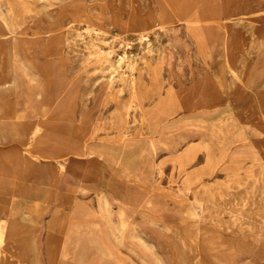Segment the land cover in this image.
I'll return each mask as SVG.
<instances>
[{"label":"rangeland","instance_id":"rangeland-1","mask_svg":"<svg viewBox=\"0 0 264 264\" xmlns=\"http://www.w3.org/2000/svg\"><path fill=\"white\" fill-rule=\"evenodd\" d=\"M263 92L264 0H0V264H264Z\"/></svg>","mask_w":264,"mask_h":264},{"label":"bare ground","instance_id":"bare-ground-1","mask_svg":"<svg viewBox=\"0 0 264 264\" xmlns=\"http://www.w3.org/2000/svg\"><path fill=\"white\" fill-rule=\"evenodd\" d=\"M206 20V19H205ZM204 20V21H205ZM206 22V21H205ZM208 24H210V23H208ZM51 35V34H50ZM9 40V39H8ZM13 41V40H12ZM9 45V44H8ZM10 46V45H9ZM7 49V48H6ZM40 49V48H39ZM15 50V49H14ZM28 50V49H27ZM27 53V52H26ZM42 58H44V57H42ZM36 59V58H35ZM36 61H37V59H36ZM29 62V61H28ZM43 79V78H42ZM68 88V87H67ZM43 92V91H42ZM264 93V92H263ZM260 94V93H259ZM38 95V94H37ZM35 97V96H34ZM262 97V96H261ZM36 98V97H35ZM58 101V100H57ZM43 106V105H42ZM54 107V106H53ZM9 109V108H8ZM7 109V110H8ZM261 110L264 112V107H261ZM50 111V110H49ZM52 111V110H51ZM44 112V111H43ZM44 115V114H43ZM51 115V114H50ZM263 115V114H262ZM47 117H49V116H47ZM46 117V118H47ZM45 119V118H44ZM232 126V125H231ZM230 126V127H231ZM35 127V126H34ZM238 127V126H237ZM240 127V126H239ZM51 129V128H50ZM43 132V131H42ZM49 132V131H48ZM56 132V131H55ZM54 134V133H53ZM57 134V133H56ZM62 134V133H61ZM40 135V134H39ZM43 135V134H42ZM45 136V135H44ZM52 136V135H51ZM41 137V136H40ZM54 137V136H53ZM63 137V136H62ZM39 138V137H38ZM50 138V137H49ZM44 139V138H43ZM60 139H61V137H60ZM62 139H64V138H62ZM61 139V140H62ZM39 141V140H38ZM37 141V142H38ZM46 141H47V139H46ZM78 141V140H77ZM80 141V140H79ZM206 142V141H205ZM39 143H41V142H39ZM44 143V142H43ZM68 143V142H67ZM45 144V143H44ZM66 144V143H65ZM79 144V143H78ZM62 145V144H61ZM41 146V145H40ZM53 146V145H52ZM68 146V145H67ZM31 147V146H30ZM11 148V147H10ZM58 148V147H57ZM55 149V148H54ZM64 149V148H63ZM5 150V149H4ZM22 150V149H21ZM48 150V149H47ZM126 150V149H125ZM124 150V151H125ZM18 151V150H17ZM57 151V150H56ZM73 151V150H72ZM30 154V153H29ZM122 154V153H121ZM36 155V154H35ZM39 155H41V154H39ZM127 162L129 163V164H132V162L133 161H135L136 160V158L138 157V155L136 156V154L135 153H132V152H130L127 156ZM46 159V158H45ZM56 159V158H55ZM58 159V158H57ZM34 160V159H33ZM50 161V160H49ZM67 162V161H66ZM126 162V163H127ZM127 163V164H128ZM141 164V163H140ZM128 166V165H127ZM129 167V166H128ZM64 168V167H63ZM20 171V170H19ZM16 172V171H15ZM62 172V171H61ZM21 174H22V172H21ZM10 178V177H9ZM12 179V178H11ZM19 180V179H18ZM43 180H44V177H43ZM21 181V180H20ZM44 181H46V180H44ZM43 185V184H42ZM118 199V198H117ZM9 201V200H8ZM127 201V200H126ZM143 202V201H142ZM128 203H129V201H128ZM79 204V203H78ZM5 205V204H4ZM146 205V204H145ZM130 206V205H129ZM182 206V205H181ZM178 208V207H177ZM133 209H135V207L133 208ZM179 209V208H178ZM136 210V209H135ZM174 210V209H173ZM156 212V211H155ZM71 213V212H70ZM70 215V214H69ZM88 216V215H87ZM166 217V216H165ZM81 220V219H80ZM160 220V219H159ZM140 222V221H139ZM179 224H180V222H179ZM93 225V224H92ZM89 226V225H88ZM186 226H187V224H186ZM83 227V226H82ZM80 228V227H79ZM96 228V227H95ZM98 228V227H97ZM105 229V228H104ZM103 229V230H104ZM125 229V228H124ZM71 230V229H70ZM93 230H94V228H93ZM94 232V231H93ZM100 233V232H99ZM104 233V232H103ZM72 234V233H71ZM94 234V233H93ZM69 235V234H68ZM73 236V235H72ZM123 236H124V233H123ZM83 237V236H82ZM105 237H107V236H105ZM2 238H3V232H2V230L0 229V240H2ZM97 239V238H96ZM81 240V239H80ZM67 241V240H66ZM70 241V240H69ZM82 241V240H81ZM86 241V240H85ZM93 241V240H92ZM94 241H96V240H94ZM109 242V241H108ZM90 243H91V241H90ZM89 243V244H90ZM104 244V243H103ZM102 244V245H103ZM79 245V244H78ZM64 246V245H63ZM105 246V245H104ZM115 246V245H114ZM37 248V247H36ZM80 248V247H79ZM85 248V247H84ZM142 248V247H141ZM144 249V248H143ZM80 250V249H79ZM93 250V249H92ZM115 250V249H114ZM81 251V250H80ZM109 251V250H108ZM82 252H84V251H82ZM135 252V251H134ZM140 252V251H139ZM73 253H75V252H73ZM110 253V252H109ZM80 254V253H79ZM143 254V253H142ZM114 255V254H113ZM59 256V255H58ZM70 256V255H69ZM99 256V255H98ZM97 256V257H98ZM105 256V255H104ZM143 256V255H142ZM66 257V256H65ZM68 257V256H67ZM87 257V256H86ZM101 257V256H100ZM99 257V258H100ZM114 257V256H113ZM116 258V257H115ZM117 259V258H116ZM84 260V259H83ZM88 260V259H87ZM96 260V259H95ZM109 260V259H108ZM112 260V259H111ZM118 260V259H117ZM38 261V260H37ZM147 262V261H146ZM69 263V262H68ZM72 263V262H71ZM70 263V264H71ZM78 263V262H77ZM149 263V262H148ZM63 264V263H62ZM73 264V263H72ZM75 264H76V262H75Z\"/></svg>","mask_w":264,"mask_h":264}]
</instances>
